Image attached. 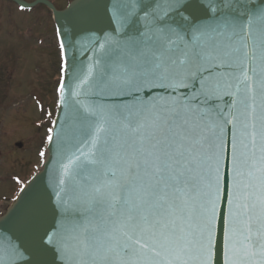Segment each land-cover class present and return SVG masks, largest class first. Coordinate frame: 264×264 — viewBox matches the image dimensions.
<instances>
[{
  "label": "snow or ice",
  "instance_id": "1",
  "mask_svg": "<svg viewBox=\"0 0 264 264\" xmlns=\"http://www.w3.org/2000/svg\"><path fill=\"white\" fill-rule=\"evenodd\" d=\"M111 9L58 136L55 202L39 177L21 187L28 244L0 232V264H216L218 236L224 264H264V0Z\"/></svg>",
  "mask_w": 264,
  "mask_h": 264
},
{
  "label": "rangeland",
  "instance_id": "2",
  "mask_svg": "<svg viewBox=\"0 0 264 264\" xmlns=\"http://www.w3.org/2000/svg\"><path fill=\"white\" fill-rule=\"evenodd\" d=\"M2 7L0 217L6 213L24 182L37 170L36 166H41L44 157L40 151L44 153L55 114L62 68L54 24L49 35H45L34 22L26 23L30 20L19 18L25 14L15 3L2 1ZM7 11L11 17L7 16ZM38 36L44 37L38 40ZM19 142L23 143L22 147L17 145Z\"/></svg>",
  "mask_w": 264,
  "mask_h": 264
},
{
  "label": "water",
  "instance_id": "3",
  "mask_svg": "<svg viewBox=\"0 0 264 264\" xmlns=\"http://www.w3.org/2000/svg\"><path fill=\"white\" fill-rule=\"evenodd\" d=\"M13 1L25 7L42 2L53 10L60 45H63L61 47L64 60L67 59L68 63V71H64L61 83V86L63 85L64 87V92L61 93L59 91V102L52 125L51 135L53 136V141L51 143L48 142L42 169L26 183H31L35 178L39 177L41 183L52 195V203L54 204L55 193L53 186L58 167L56 156L58 136L64 131L68 115L76 101L81 99L73 95L76 91V76L96 59L99 48L98 42H103L106 36L116 35L113 29L119 26L115 24L112 18V0H73L62 10H58L48 0H37L32 4L23 0ZM18 145L21 147L22 143H18ZM22 195L23 193L20 191L6 214L0 217V232L11 237L17 244L27 246V238L13 227L15 217L12 215V210L15 208L18 198ZM32 259L31 254L25 252L20 264H25V261H31ZM44 259L46 264H62L60 258L54 253L48 254ZM216 264H224L223 248L219 242V236Z\"/></svg>",
  "mask_w": 264,
  "mask_h": 264
},
{
  "label": "flooded vegetation",
  "instance_id": "4",
  "mask_svg": "<svg viewBox=\"0 0 264 264\" xmlns=\"http://www.w3.org/2000/svg\"><path fill=\"white\" fill-rule=\"evenodd\" d=\"M2 1L13 2L10 0H0V2H2ZM26 1L34 2L36 0H26ZM49 1H51L57 8H63L70 2V0H49ZM0 9H3V7ZM29 11H30L29 13L26 12V14L23 17H19V18H21L22 20L27 18L30 21L26 22V23L34 22L41 29L44 30L45 35H49V30H52L51 26L54 23L52 10L47 5H45L43 3H39V4L35 5V7L31 8ZM4 12H6L5 8H4ZM7 14H8L7 15L8 17H11L10 12L7 11ZM27 14H29V15H27ZM26 23H24V24H26ZM41 37H44V36H38L37 38H41ZM51 40H53V39L51 38Z\"/></svg>",
  "mask_w": 264,
  "mask_h": 264
}]
</instances>
